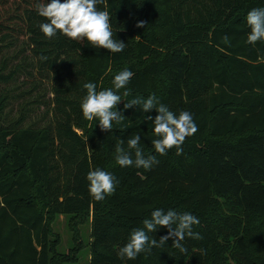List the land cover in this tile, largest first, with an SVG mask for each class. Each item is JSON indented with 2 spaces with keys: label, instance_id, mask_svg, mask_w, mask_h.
Masks as SVG:
<instances>
[{
  "label": "trees",
  "instance_id": "1",
  "mask_svg": "<svg viewBox=\"0 0 264 264\" xmlns=\"http://www.w3.org/2000/svg\"><path fill=\"white\" fill-rule=\"evenodd\" d=\"M46 2L0 0V42L27 38L54 95L47 126L27 125L25 115L6 123L12 97L3 88L17 71H0V264L76 263L86 247L85 225L89 264H264V41L246 42L247 13L264 0H105L97 7L107 6L114 38L126 43L118 53L59 33L46 38L39 25L47 21L36 11ZM12 4L15 10H7ZM139 21L145 26L137 27ZM124 69L134 73L118 93L125 118L105 132L83 118V85L115 90L114 76ZM152 94L176 114H193L199 130L182 155L175 148L155 152L153 125L145 119H154L155 109H124L127 100ZM135 133L145 157L159 161L151 170L116 163L119 140L127 149ZM96 168L119 182L102 201L88 191L87 174ZM157 208L198 217L193 231L202 239L186 237V254L169 239L135 260L121 259L131 231ZM61 216L73 234L71 253L59 251L54 224ZM167 232L160 227L150 235L159 240Z\"/></svg>",
  "mask_w": 264,
  "mask_h": 264
},
{
  "label": "clouds",
  "instance_id": "2",
  "mask_svg": "<svg viewBox=\"0 0 264 264\" xmlns=\"http://www.w3.org/2000/svg\"><path fill=\"white\" fill-rule=\"evenodd\" d=\"M102 4H105V0H63V2L51 0V2L38 3L36 11L47 21L41 23L39 28L48 39L59 33L70 40H86L88 45L97 50L103 48L110 53L122 52L126 43L114 38L107 6L105 5V10L97 7ZM246 22L250 28L246 42L255 45L257 42L264 41V7L250 10L246 16ZM136 26L144 27L145 24L139 21ZM223 42L230 45L227 35L223 37ZM41 59L46 60L47 58L41 57ZM133 75L134 73L128 69L116 74L112 81L115 90L107 88L97 91L95 83H84L83 88L86 89V95L80 104L83 118L89 122L97 121L100 129L105 132L112 131L113 122L117 125L122 124L125 116L118 110L117 105L123 99L118 93L119 90L127 88ZM123 95L129 96L130 91L125 90ZM134 106H139L144 113L155 109L157 113L155 118L149 115L145 119L152 122V131L156 138L151 143L159 155H166L173 148L176 150V155H182V145L186 139L199 130L191 112L185 110L176 114L161 103L155 94L147 98L137 96L124 103V109ZM123 145L124 140L120 139L116 146L115 160L120 167L134 166L137 169L151 170L159 163L156 155L145 157L140 146L139 134L135 133L127 140V149ZM86 179L89 182V194L95 201H102L113 195L119 183L111 172L100 168L90 170ZM142 223L143 227L134 228L128 242L119 249L118 256L121 259L135 260L141 253H150L153 248L164 247L169 239L173 240L172 247L186 254L188 249L182 243L186 237L202 239L198 232L193 231V226L199 225L200 221L190 212L178 213L172 209L165 211L157 208L151 212L150 218L144 219ZM160 227L167 228L168 232L167 235L157 240L150 234L155 233Z\"/></svg>",
  "mask_w": 264,
  "mask_h": 264
},
{
  "label": "rangeland",
  "instance_id": "3",
  "mask_svg": "<svg viewBox=\"0 0 264 264\" xmlns=\"http://www.w3.org/2000/svg\"><path fill=\"white\" fill-rule=\"evenodd\" d=\"M15 7L16 5L12 4V9L8 6L7 10L14 11ZM2 70H5L6 74L17 71L15 82L3 88L10 90L12 97L6 111L5 122L11 123L12 120H18L25 115L27 125L37 128L47 126L54 107L52 78L36 69L27 38H11L0 42V71ZM54 231L62 239L60 253H71L75 243L68 219L61 216L54 224ZM81 233L86 247L79 255V261L73 264H89L90 226L82 227Z\"/></svg>",
  "mask_w": 264,
  "mask_h": 264
}]
</instances>
